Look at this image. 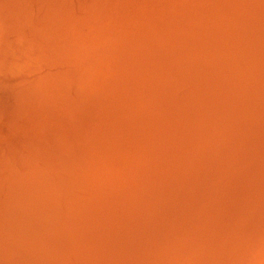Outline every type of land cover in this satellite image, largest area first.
Returning a JSON list of instances; mask_svg holds the SVG:
<instances>
[{"label": "bare ground", "instance_id": "obj_1", "mask_svg": "<svg viewBox=\"0 0 264 264\" xmlns=\"http://www.w3.org/2000/svg\"><path fill=\"white\" fill-rule=\"evenodd\" d=\"M29 2L36 28L47 10ZM91 3L119 32L118 70L130 73L138 96L163 106L177 98L171 88L186 89L205 119L213 108L242 107L240 122L253 115L260 126L235 131L233 149L212 146L197 163L204 168L182 178L147 138L129 141L106 118L97 129L103 143L93 146L109 152L102 168L110 183L101 184L120 193L109 201L80 190L18 206L11 185L31 168L9 147L0 161V264H264V0Z\"/></svg>", "mask_w": 264, "mask_h": 264}, {"label": "rangeland", "instance_id": "obj_2", "mask_svg": "<svg viewBox=\"0 0 264 264\" xmlns=\"http://www.w3.org/2000/svg\"><path fill=\"white\" fill-rule=\"evenodd\" d=\"M29 1L0 0V161L14 147L31 168L28 178L19 175L11 185L18 206L80 190L118 200L120 193L108 197L116 185L101 184L108 182L102 167L109 152L100 157L94 149L103 143L97 129L106 118L117 120L129 141L147 138L145 146L182 178L204 168L197 163L212 146L233 149L236 132L260 126L253 115L240 122L242 107L229 113L213 108L205 119L186 89L177 94L171 88L176 103L163 106L153 95L138 96L130 73L118 70L119 32L96 15L94 0H40L48 15L36 28L25 12Z\"/></svg>", "mask_w": 264, "mask_h": 264}, {"label": "water", "instance_id": "obj_3", "mask_svg": "<svg viewBox=\"0 0 264 264\" xmlns=\"http://www.w3.org/2000/svg\"><path fill=\"white\" fill-rule=\"evenodd\" d=\"M264 239V237L262 238V240ZM262 240L260 241V243L262 242ZM263 246H264V243H263Z\"/></svg>", "mask_w": 264, "mask_h": 264}]
</instances>
